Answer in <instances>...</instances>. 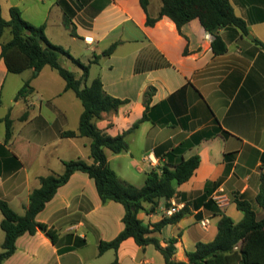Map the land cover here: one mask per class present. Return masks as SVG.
<instances>
[{
  "label": "crops",
  "instance_id": "0c3cea01",
  "mask_svg": "<svg viewBox=\"0 0 264 264\" xmlns=\"http://www.w3.org/2000/svg\"><path fill=\"white\" fill-rule=\"evenodd\" d=\"M229 1L249 32L232 26L220 29L227 51L215 55L213 36L198 19L181 32L166 16L148 26L139 0H0L5 20L11 8H18L24 20L44 25L47 38L82 63L101 56L90 65L84 84L100 78L108 95L127 101L118 112L105 113L96 121L112 137L126 133V151L105 150L121 181L142 187L151 171L200 157L199 167L177 187L175 197L161 199L154 211L145 204L138 214L152 225L171 216L167 211L173 206L189 209L178 223L148 235L162 246L177 238V261L187 262L186 253L195 251L197 243L215 239L220 214L234 223L243 219L236 196L252 205L257 219L264 216L256 202L264 175V47L256 42L264 45V0ZM161 6V0H150V16L157 17ZM66 15L76 36L65 26ZM113 44H117L114 53L103 56ZM61 64L82 77V70L70 60L63 58ZM27 81L32 94L17 99ZM149 87L156 92L147 110L143 94ZM26 112L28 118L22 120ZM145 112L147 119L141 121ZM82 113V102L66 90L56 70L46 66L39 73L33 69L9 73L0 47V200L18 214L25 213L41 177L63 174L64 162L71 160L93 163L90 138L62 136L78 131ZM8 115L13 136L6 142L3 120ZM221 179L218 187H209L204 199L207 183ZM124 215L122 204L103 202L95 181L76 171L37 216V221L58 232L57 243L41 231L26 233L3 264H165L153 245L139 246L133 238L117 250L99 254L101 242H111L123 231ZM205 219L206 229L200 224ZM2 220L0 211V253L5 239Z\"/></svg>",
  "mask_w": 264,
  "mask_h": 264
},
{
  "label": "trees",
  "instance_id": "16d2710c",
  "mask_svg": "<svg viewBox=\"0 0 264 264\" xmlns=\"http://www.w3.org/2000/svg\"><path fill=\"white\" fill-rule=\"evenodd\" d=\"M139 1L147 14L148 26L155 25L160 18L166 16L181 32L184 25L198 19L205 31L213 36L211 48L215 55H222L227 51V45L218 33L220 29L232 26L244 34L249 32L247 24L236 16L229 0H161L162 6L155 18L149 14L150 0ZM65 26L72 36H76L75 27L68 15L65 16ZM6 31H9L10 38L4 41ZM256 42L264 47L260 41L256 40ZM0 47L1 58L9 73L20 74L29 69L39 73L44 67L49 66L65 80L66 90H72L82 102L83 113L80 117L78 131H67L62 133V136L90 138L92 140L90 156L93 159L91 164L83 159L64 162L63 174L52 173L41 177L40 187L31 192L23 215L14 211L8 202L0 200V211L3 215L1 229L5 233L0 264L14 254L17 239L26 233L34 235L41 231L52 243H57L58 232L47 224L37 221V216L53 199L57 190L65 185L76 171L88 174L95 181L103 202L115 201L122 204L125 209L123 231L113 241L101 242L99 254L109 249L117 250L123 241L133 238L139 246L153 245L163 255L165 264H264V216L257 219L252 205L237 196L234 202L237 209L243 213V219L239 223H234L228 215L220 214L221 219L218 222L215 239L208 243H197L195 251L186 253L187 262L177 261L174 258L177 238L168 239L166 245L162 246L159 240L148 236L153 232L161 231L169 224L178 223L189 214V209L185 207L152 225H146L138 217L139 212L145 209V204L150 205L154 211L161 199L170 200L175 197L177 187L194 175L200 165V157L195 155L181 159L176 164L170 162L151 171L142 187L124 183L119 179L108 162L105 150L108 149L114 154L126 151L128 149L126 133L112 137L99 129L96 121L100 120L105 113L118 112L127 101L108 95L103 89L100 78L94 79L90 85L84 84L89 76L90 65L101 56L95 57L90 64L82 63L67 49L53 44L46 36L44 25L35 26L24 20L18 8H11L9 20H5L2 16L1 5ZM116 47L117 44L110 46L104 51L103 56H111ZM63 58L70 60L82 70L81 78H77L71 70L62 66ZM32 92L33 87L27 81L18 91L16 98L26 99ZM155 92V87H149L143 94L147 110ZM27 118L28 112L24 113L21 119L26 120ZM146 119L145 112L141 121ZM3 121L6 127L5 141L9 142L13 136V121L9 115ZM138 125L139 122L133 128H137ZM260 181L256 202L264 210V175L261 176ZM221 182L222 179L207 183L204 199L210 194L209 187L216 188ZM202 205L208 206V203Z\"/></svg>",
  "mask_w": 264,
  "mask_h": 264
},
{
  "label": "built area",
  "instance_id": "2783aa9c",
  "mask_svg": "<svg viewBox=\"0 0 264 264\" xmlns=\"http://www.w3.org/2000/svg\"><path fill=\"white\" fill-rule=\"evenodd\" d=\"M88 40V39H87ZM91 40H89V42H90ZM179 211V209L177 208V206H173V207H171L168 211H167V213L168 214H170V215H173V214H175V213H177ZM200 224H201V226L203 227V228H207L208 227V225H209V220L208 219H205V220H202L201 222H200Z\"/></svg>",
  "mask_w": 264,
  "mask_h": 264
},
{
  "label": "rangeland",
  "instance_id": "374dc122",
  "mask_svg": "<svg viewBox=\"0 0 264 264\" xmlns=\"http://www.w3.org/2000/svg\"><path fill=\"white\" fill-rule=\"evenodd\" d=\"M4 38H6L7 40L10 38V34H9V31H6V33H5V35H4ZM3 38V39H4ZM72 67V66H71ZM76 67V66H75ZM74 66H73V68H75Z\"/></svg>",
  "mask_w": 264,
  "mask_h": 264
}]
</instances>
